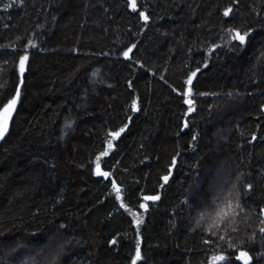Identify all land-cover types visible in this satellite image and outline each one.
Segmentation results:
<instances>
[{
    "label": "trees",
    "instance_id": "trees-1",
    "mask_svg": "<svg viewBox=\"0 0 264 264\" xmlns=\"http://www.w3.org/2000/svg\"><path fill=\"white\" fill-rule=\"evenodd\" d=\"M231 3L137 0L145 24L126 0H0V100L18 85L17 56L36 45L0 140V264H130L136 228L91 163L125 124L102 170L143 221L140 264H204L220 249L202 240H216L211 220H197L233 191L238 232L218 235L264 264V0H239L226 18ZM229 28L251 29V44L233 48ZM197 68L188 116L173 88ZM144 194L160 196L147 212Z\"/></svg>",
    "mask_w": 264,
    "mask_h": 264
},
{
    "label": "snow or ice",
    "instance_id": "snow-or-ice-1",
    "mask_svg": "<svg viewBox=\"0 0 264 264\" xmlns=\"http://www.w3.org/2000/svg\"><path fill=\"white\" fill-rule=\"evenodd\" d=\"M238 3L239 0H232L231 5L223 9V16L226 18L229 17L230 14L233 13L234 7ZM126 5L128 8H130L132 13L138 12L139 17L144 21L145 24L149 22V16L144 11L138 9L137 0H126ZM8 7H11V5H9ZM257 15H259V13H257ZM227 35L230 37L228 43L231 44L235 49H242L243 47L250 45L252 42L251 29L242 30L239 28H229ZM28 47L35 48L36 45L29 40L28 44L20 52L13 63V71L18 81V85L13 89L14 94L10 95L6 100H0V140H3L5 135L8 133L10 123L13 120L14 114L17 110V106L21 99V88L24 85L25 74L28 71L30 61V56L27 51ZM135 48L136 44H132L130 47H128V49L123 52L124 59L130 60L132 58L130 56V53H132ZM12 51H16V49L13 48ZM141 67H143V65H141ZM204 67H207V64H205ZM198 71V68L195 71H191L187 76V79L183 82V84L187 86L186 90H184L183 86L180 90L173 88V91L176 92L177 95L184 97L183 103L188 106L187 110L189 113L195 111L194 101L190 97H192L193 95L192 85ZM129 87H131V81L129 82ZM139 110L138 98H134L131 102V111L138 112ZM261 111H264V106H262ZM130 119L131 118L129 117V120ZM65 126L71 127L72 125L69 123ZM187 127L188 123L187 121H185L183 124V128ZM126 129L127 124L119 127L118 129L109 130L107 132L105 140L106 148L100 151L91 163L94 165V175L97 177H101L106 181H110L112 193H114L115 200L119 202V208L123 209L124 212L128 213L131 216L132 223L136 228V242L134 247V255H132L130 258V264H140V262L144 259L142 255L141 240L139 234V226L143 223V221L136 211H133L130 206L125 204L123 189L117 185V181L115 179L111 178L112 172L109 170H102V158L109 156L110 151L113 149V141L119 140ZM195 139L196 137L193 136V140ZM256 139V135H253L251 137L252 141H255ZM175 164L176 160L175 158H173L171 166L169 167V174L171 173V168L174 167ZM169 174L160 177V179L163 181L161 187L169 182ZM247 188L250 191L252 186L247 185ZM112 193H110V195ZM230 196L232 197V199H224L223 203H219L220 197H218V202L212 206L213 211L211 213H201L200 219L197 220V224H200V222L205 218L211 220V224L206 229V231L208 232L209 237L216 236V240L214 242L211 238L203 237L202 240L205 245L220 249V251H213L210 255V259L206 260L204 264H235V262L237 261L240 262V264H252L253 256L250 255L248 250H244L240 245H235L233 240L228 238L226 234L218 235V233L221 231H223L224 233H228L229 230L234 233L238 232V227L235 226L236 220L240 216L241 212L244 211V206L241 203V197L238 192L233 191L232 193H230ZM140 200L143 202L138 203V208L143 209L145 212H147V202L158 201L160 200V196L158 194H144L140 197ZM260 213L262 216V218L260 219V224L264 225V208L260 210ZM259 233L261 238H264V227L259 228ZM249 239L254 242L256 239V234L252 233ZM116 242L117 241L113 239L110 241V244L114 245L116 244ZM228 250H231V254H229Z\"/></svg>",
    "mask_w": 264,
    "mask_h": 264
},
{
    "label": "water",
    "instance_id": "water-1",
    "mask_svg": "<svg viewBox=\"0 0 264 264\" xmlns=\"http://www.w3.org/2000/svg\"><path fill=\"white\" fill-rule=\"evenodd\" d=\"M187 115L189 116L190 114H187ZM109 155H110V153H109ZM108 157H109V156H108ZM108 157H103L102 159H105V158H108ZM175 160H176V164H177V158H175ZM176 164H175V165H176ZM147 203H148V204H149V203H152V201H148Z\"/></svg>",
    "mask_w": 264,
    "mask_h": 264
},
{
    "label": "rangeland",
    "instance_id": "rangeland-1",
    "mask_svg": "<svg viewBox=\"0 0 264 264\" xmlns=\"http://www.w3.org/2000/svg\"><path fill=\"white\" fill-rule=\"evenodd\" d=\"M187 114H190L189 116H191L192 115V112L191 113L188 112Z\"/></svg>",
    "mask_w": 264,
    "mask_h": 264
}]
</instances>
